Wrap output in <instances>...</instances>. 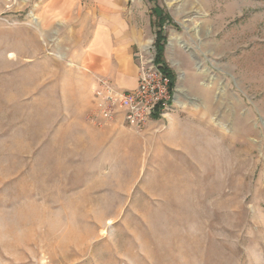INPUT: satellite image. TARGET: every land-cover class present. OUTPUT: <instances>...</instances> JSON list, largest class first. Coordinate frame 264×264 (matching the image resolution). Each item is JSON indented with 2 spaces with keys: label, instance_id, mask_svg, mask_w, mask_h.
I'll return each mask as SVG.
<instances>
[{
  "label": "rangeland",
  "instance_id": "obj_1",
  "mask_svg": "<svg viewBox=\"0 0 264 264\" xmlns=\"http://www.w3.org/2000/svg\"><path fill=\"white\" fill-rule=\"evenodd\" d=\"M104 1L0 0V264H264V0H128L176 76L141 130L82 68Z\"/></svg>",
  "mask_w": 264,
  "mask_h": 264
},
{
  "label": "crops",
  "instance_id": "obj_2",
  "mask_svg": "<svg viewBox=\"0 0 264 264\" xmlns=\"http://www.w3.org/2000/svg\"><path fill=\"white\" fill-rule=\"evenodd\" d=\"M94 34L86 44L82 68L94 78L108 79L121 90L138 86L135 55L148 50L155 39L153 20L146 17L141 3L105 0Z\"/></svg>",
  "mask_w": 264,
  "mask_h": 264
},
{
  "label": "built area",
  "instance_id": "obj_3",
  "mask_svg": "<svg viewBox=\"0 0 264 264\" xmlns=\"http://www.w3.org/2000/svg\"><path fill=\"white\" fill-rule=\"evenodd\" d=\"M155 58V45L136 53L139 75L138 86L133 90H121L110 80L99 79L98 121L110 123L122 115L127 127L141 130L155 115H167L172 107L174 88Z\"/></svg>",
  "mask_w": 264,
  "mask_h": 264
},
{
  "label": "trees",
  "instance_id": "obj_4",
  "mask_svg": "<svg viewBox=\"0 0 264 264\" xmlns=\"http://www.w3.org/2000/svg\"><path fill=\"white\" fill-rule=\"evenodd\" d=\"M150 2H156V0H149ZM152 17L157 18V21H154L153 24L156 29V38H155V49H156V64L163 70V72L171 79V85L175 87L176 76L168 67L165 61V46L167 42V36L165 35V23L166 19L163 15H159L157 8L155 7L152 11ZM155 118L158 119V115H155Z\"/></svg>",
  "mask_w": 264,
  "mask_h": 264
},
{
  "label": "bare ground",
  "instance_id": "obj_5",
  "mask_svg": "<svg viewBox=\"0 0 264 264\" xmlns=\"http://www.w3.org/2000/svg\"><path fill=\"white\" fill-rule=\"evenodd\" d=\"M11 57H13V56H11Z\"/></svg>",
  "mask_w": 264,
  "mask_h": 264
}]
</instances>
